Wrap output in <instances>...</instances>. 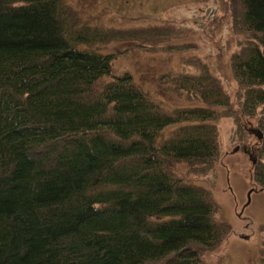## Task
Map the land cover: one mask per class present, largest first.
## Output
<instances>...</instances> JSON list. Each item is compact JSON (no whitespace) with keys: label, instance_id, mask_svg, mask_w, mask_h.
Instances as JSON below:
<instances>
[{"label":"trees","instance_id":"obj_1","mask_svg":"<svg viewBox=\"0 0 264 264\" xmlns=\"http://www.w3.org/2000/svg\"><path fill=\"white\" fill-rule=\"evenodd\" d=\"M242 4L249 41L232 70L243 112L255 116L264 110V0ZM65 6L0 0V264H208L205 251L229 228L174 164L212 168L228 94L209 70L185 74L175 88L209 106L164 110L132 74H113L112 54L97 46L106 35L70 26Z\"/></svg>","mask_w":264,"mask_h":264},{"label":"rangeland","instance_id":"obj_2","mask_svg":"<svg viewBox=\"0 0 264 264\" xmlns=\"http://www.w3.org/2000/svg\"><path fill=\"white\" fill-rule=\"evenodd\" d=\"M64 1L70 26L89 24L106 35L97 46L103 54H112L113 74H132L164 110L209 106L175 88V77L209 70L216 78L230 104L217 109L219 155L209 170L179 162L174 173L204 189L215 204V221L229 228L224 241L207 249L203 259L208 264H264V190L255 180L264 158L262 142L249 132L261 129L264 110L244 114L245 93L231 60L249 41L237 22L242 0ZM175 128L168 127L163 137Z\"/></svg>","mask_w":264,"mask_h":264},{"label":"water","instance_id":"obj_3","mask_svg":"<svg viewBox=\"0 0 264 264\" xmlns=\"http://www.w3.org/2000/svg\"><path fill=\"white\" fill-rule=\"evenodd\" d=\"M249 132L252 133L254 136H257L260 141H262L263 138H264L263 131L261 129H258V128H250L249 129ZM245 151H247L246 148H245ZM249 155L251 156V153L250 152H249ZM253 162L256 163L257 162V158L256 159H253Z\"/></svg>","mask_w":264,"mask_h":264}]
</instances>
